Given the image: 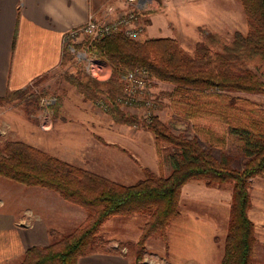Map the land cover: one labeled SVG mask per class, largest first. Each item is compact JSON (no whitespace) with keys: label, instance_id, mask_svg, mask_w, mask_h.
Instances as JSON below:
<instances>
[{"label":"trees","instance_id":"16d2710c","mask_svg":"<svg viewBox=\"0 0 264 264\" xmlns=\"http://www.w3.org/2000/svg\"><path fill=\"white\" fill-rule=\"evenodd\" d=\"M241 1L249 31L247 34L236 31L233 41L222 51H214L207 44L198 43L192 56L174 37H149L137 41L122 33H113L90 47L92 56L110 63L112 74L109 79L97 80L88 75L73 79L87 99L110 98L113 105L106 111L121 123L135 124L139 121L137 115L126 113L115 102L123 93L127 69L143 67L151 77L173 82L174 93L182 100L203 95V101L211 106L201 108L191 104V109L186 108L185 111L205 113L226 123L228 132L239 142L242 154L247 158L244 167H233L226 155L218 160L200 145L197 137L175 135L154 114L145 124L155 135L158 151L161 152L165 144L172 145L173 151L168 155L172 169L168 174L149 171L144 178L131 184L109 179L23 140L0 143V176L53 189L63 198L91 211L86 223L60 234L47 245L29 247L15 264H78L107 219L117 215L149 213L150 218L138 240L136 261L140 264L151 236L161 232L168 240V228L180 215L182 188L194 179L205 180L208 185L233 183L231 220L221 264L253 263L257 238L255 224L248 213L251 206L249 187L252 177L264 173V114L248 99L218 92L264 90V81L258 73L240 66L255 59L264 64V0ZM212 36L207 34L209 40ZM26 88L8 90L2 98L12 99Z\"/></svg>","mask_w":264,"mask_h":264},{"label":"rangeland","instance_id":"374dc122","mask_svg":"<svg viewBox=\"0 0 264 264\" xmlns=\"http://www.w3.org/2000/svg\"><path fill=\"white\" fill-rule=\"evenodd\" d=\"M156 1L149 5L148 13L145 16L147 26L150 21V13L152 11H162V6L160 5L162 0ZM193 1L198 2L197 5L205 6L206 13L203 12V21L205 23L195 29H191L190 26L188 28L180 27L176 18L179 19L181 14L176 12L175 21L171 23L172 28L166 32V34L172 35L170 37L176 38L180 46L188 54L194 55L198 43H205L214 51H222L225 45L233 41L236 31H241L244 34L248 33V20L241 0ZM185 3L189 5L192 3V0L185 1ZM207 34L213 35L210 40L207 38ZM147 38H149V35L147 34L146 27L145 33L140 38L134 40L144 41ZM87 43L88 39H80L73 45L78 51L85 49L84 47ZM71 45L72 41L64 42V53L59 67L33 81L25 91L14 95L12 99H0L1 144L8 140L25 139L29 142L23 141L46 151L45 137L49 133V130L52 129L45 130L41 127L42 113L46 109L42 102L46 97L54 98V102L48 108L53 125L55 120L60 117L62 106L65 102L72 116H74V104L80 98H84L85 101L97 107L100 111L105 110L98 104V101L87 99L75 85L74 77L81 75L94 77L86 69L84 58L78 56L77 51L74 53ZM90 46L92 47V44ZM86 51L89 56L99 59L107 65L110 77L112 74L110 63L101 57L92 56L90 49ZM240 66L255 71L264 81V64L260 60L246 61L244 64L241 63ZM109 77L95 79L107 80ZM174 88L175 84L173 82L160 80L152 76L149 83L140 92L142 101L134 102L131 105H121L126 113L138 116V123L117 122L111 116V136L119 134L122 128L127 130L126 133L128 135L126 136V141H122L123 146L113 143L107 144L109 145L106 148L107 150L100 151L98 153L100 156L92 159L94 160L93 162L89 159L85 160V162L93 164V169L100 171L99 174L126 184H131L138 179L144 178L149 171L155 174H159V172L168 174L172 169L168 155L173 151V147L170 144H165L161 152L158 151L155 146V135L145 124V122H150L148 116L152 113L157 115L175 135H184L188 138L197 137L200 145L205 150L210 151L218 160L222 159L223 155H226L233 167L242 169L247 158L242 154L239 142L228 132V125L215 116H209L194 110H190L188 113L185 111L186 108L191 109V104L200 106L201 108H205L207 105L211 106V104L203 101V95H199L192 100H182L181 96L174 93ZM218 92L232 97L248 99L253 102V107L260 109L264 114V90L249 92L231 89L218 90ZM146 100H149L151 103L147 105L145 103ZM28 135L31 136L30 139L27 137ZM113 136L111 137L112 140H114ZM20 184L30 187L35 186L37 188L36 193L32 192L33 188H29L30 194L37 199L50 202L47 206H35L36 214H48L52 219H55L56 215L61 214L64 216V214H72L75 216L74 219H77L74 224L72 221L66 220L67 218H63V216L53 221L51 223L52 226H58L60 230L56 228L50 229L52 241L59 238L60 234H66L87 222L91 213L88 208L63 198L53 189L39 185ZM249 191L251 206L248 213L255 224V235L257 238L252 264H264V173L251 178ZM20 195L22 198L28 197L29 193L28 191L22 193L21 191ZM232 202L233 183H213L212 185H208L205 180L194 179L182 188L180 198L181 216L179 220H184L188 224H195L196 220L192 221V219H195L193 216H198V221L201 223L204 220H209L211 224H214L216 227L215 231L218 234L216 236L217 244L213 246L211 242L209 243L208 239L197 240L189 238V230H182V233H186L182 234L180 232V236L184 235L183 237L185 238L184 244L181 245V249L184 252L181 255L182 262L178 264H199L200 261H195L194 257H192L194 260L190 259L189 254H203L209 247L212 249L209 264H221L224 252V240L231 220ZM149 218V213L110 217L100 227L92 246L87 252L99 247L104 249L110 248L114 243L113 239H116L115 244L128 247L129 256L134 261L139 250L138 232H142L143 226ZM80 219H82L81 223ZM169 229L170 227L168 231ZM153 236L152 242H155V239L158 241H160V238L163 239L166 250H162L158 255L151 252L153 249L146 246L143 253L145 259L143 258V260L151 264H167L165 260H170V254H168L169 238L166 240L161 232Z\"/></svg>","mask_w":264,"mask_h":264},{"label":"crops","instance_id":"0c3cea01","mask_svg":"<svg viewBox=\"0 0 264 264\" xmlns=\"http://www.w3.org/2000/svg\"><path fill=\"white\" fill-rule=\"evenodd\" d=\"M185 1L188 0H162V11L150 13L147 26L149 37L172 36L166 32L172 28L171 23L175 21L176 12L181 14L179 19L176 18L180 27L190 26L195 29L204 24L205 6L197 5L198 2L193 0L187 5ZM108 2L117 7L123 4V0H0V98L8 90L24 89L59 67L64 53V37L68 31L85 23L91 13L100 15ZM74 106L72 116L67 103L63 104L60 117L55 120L45 137L48 148L45 150L63 160L99 173L100 171L93 169V164L85 160L93 162L92 159L100 156V151L107 150V144L123 146L122 141H126L127 130L122 128L119 134L112 135V140L110 113L100 111L84 98L78 99ZM27 137L31 138L29 135ZM29 188H33L32 192L36 193L35 186H26L0 176V264H14L22 259L29 247L51 243V228L60 230V227L52 226L51 223L63 215H56L52 219L48 214H36L35 206H47L50 202L37 199L30 194ZM21 191H28V197L22 198ZM180 216L173 220L168 231L170 260H165L167 264L182 262L181 255L184 251L181 245L185 238L180 234L184 229L189 230V238L208 239L213 246L217 244L218 233L209 220L201 223L198 216H193L195 219L192 221L197 222L188 224L179 220ZM74 217L72 214L63 216L73 224L77 220ZM140 233L138 232V238ZM153 238L151 236L147 240L146 246L159 255L162 250H166L165 243L161 238L160 241L155 239L152 242ZM113 241L110 248L90 250L80 257L78 264H137L136 256L134 261L129 256L127 246L115 244L116 239ZM211 250L209 247L203 254L190 253V259L194 257L195 261H200L199 264H209ZM140 264L151 263L142 260Z\"/></svg>","mask_w":264,"mask_h":264},{"label":"built area","instance_id":"2783aa9c","mask_svg":"<svg viewBox=\"0 0 264 264\" xmlns=\"http://www.w3.org/2000/svg\"><path fill=\"white\" fill-rule=\"evenodd\" d=\"M153 2L154 0H123V4L118 7L108 2L100 15L91 13L85 23L70 29L64 37V42L72 41L71 49L75 53L77 50L73 44L80 39H88V43L84 47L86 50L90 49L92 43L113 33H122L131 39H138L145 33L147 27L145 16L148 13L149 5ZM85 49L78 50L76 53L84 58L86 69L91 75L97 79L109 77L107 65L103 61L89 56ZM150 79L148 70L143 67L127 69L124 75L123 93L117 97L115 102L120 105H131L134 102L142 101L140 92ZM53 102L54 98L52 97H46L42 102L46 109L42 113L41 127L45 130L53 126L51 113L48 109ZM145 103L149 105L151 102L146 100ZM98 104L106 110L113 105V102L104 96L98 100ZM151 115L152 113L148 116L149 119Z\"/></svg>","mask_w":264,"mask_h":264}]
</instances>
